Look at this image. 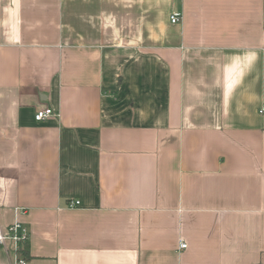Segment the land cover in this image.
Returning <instances> with one entry per match:
<instances>
[{
  "label": "crops",
  "instance_id": "0c3cea01",
  "mask_svg": "<svg viewBox=\"0 0 264 264\" xmlns=\"http://www.w3.org/2000/svg\"><path fill=\"white\" fill-rule=\"evenodd\" d=\"M263 107L264 0H0V226L27 264H264Z\"/></svg>",
  "mask_w": 264,
  "mask_h": 264
},
{
  "label": "built area",
  "instance_id": "2783aa9c",
  "mask_svg": "<svg viewBox=\"0 0 264 264\" xmlns=\"http://www.w3.org/2000/svg\"><path fill=\"white\" fill-rule=\"evenodd\" d=\"M179 20V15L175 14L171 16L172 23H176ZM264 113V107L261 110ZM54 111L52 109L40 110L37 112L35 119L38 122L45 121L46 119L54 116ZM80 202H70L69 207H77ZM30 239L29 229L20 222H16L7 228L0 226V247L12 251L16 256L17 264H27L26 260L21 256V250L23 246L28 243ZM187 244L181 243V248L186 249Z\"/></svg>",
  "mask_w": 264,
  "mask_h": 264
},
{
  "label": "trees",
  "instance_id": "16d2710c",
  "mask_svg": "<svg viewBox=\"0 0 264 264\" xmlns=\"http://www.w3.org/2000/svg\"><path fill=\"white\" fill-rule=\"evenodd\" d=\"M21 253H24V255H26V250H21ZM25 259V257H23ZM26 260V259H25Z\"/></svg>",
  "mask_w": 264,
  "mask_h": 264
}]
</instances>
